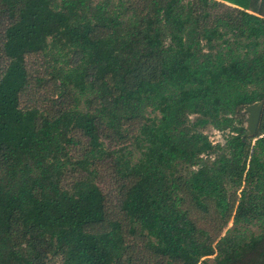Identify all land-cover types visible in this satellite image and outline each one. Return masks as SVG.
I'll list each match as a JSON object with an SVG mask.
<instances>
[{"label":"trees","instance_id":"1","mask_svg":"<svg viewBox=\"0 0 264 264\" xmlns=\"http://www.w3.org/2000/svg\"><path fill=\"white\" fill-rule=\"evenodd\" d=\"M261 101L264 0H0V264H264Z\"/></svg>","mask_w":264,"mask_h":264},{"label":"rangeland","instance_id":"2","mask_svg":"<svg viewBox=\"0 0 264 264\" xmlns=\"http://www.w3.org/2000/svg\"><path fill=\"white\" fill-rule=\"evenodd\" d=\"M30 62L31 63L37 62L38 64H41L43 60L42 58H38L37 60H34L32 58ZM38 64H35V66H38ZM42 94L43 92L37 93V95L33 98V101L40 103L41 106H46L45 102L47 101V99L46 100L41 99ZM49 94H51L50 91H49ZM31 101L30 103H28L27 98L26 97L23 98V104H27V103L31 104L32 103ZM205 132L210 137L211 141H213L214 143H217V142L224 143L222 134L216 131L215 129L209 127L208 129L205 130ZM78 139L81 141L82 145L83 143H85L84 138L79 136ZM78 149L80 150V146ZM98 173H99L98 184L107 198L109 207L115 214H118V206L120 203L119 194H120L122 187H121V183L119 179L116 177V173L114 172V167L109 162L101 163L100 167L98 168ZM212 223H214L213 219L211 218L204 219L205 227L210 228V229L213 228ZM230 227H232V224H230ZM253 230L255 231L257 229H253ZM137 249L138 250H137L136 257L139 258L138 260L140 261L139 264H165V263H162L161 261L156 262V259L153 256V254L147 249H144L141 245H139ZM48 264H60V260L59 259L51 260Z\"/></svg>","mask_w":264,"mask_h":264},{"label":"water","instance_id":"3","mask_svg":"<svg viewBox=\"0 0 264 264\" xmlns=\"http://www.w3.org/2000/svg\"><path fill=\"white\" fill-rule=\"evenodd\" d=\"M263 109H264V101H261L248 106L244 110V113L246 114V120H245L246 133L243 136V139L246 138L255 139L257 137Z\"/></svg>","mask_w":264,"mask_h":264}]
</instances>
